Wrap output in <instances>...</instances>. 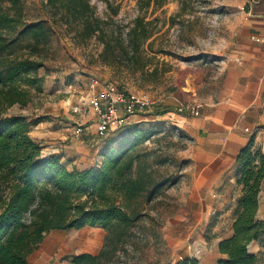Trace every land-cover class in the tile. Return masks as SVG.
I'll list each match as a JSON object with an SVG mask.
<instances>
[{"label":"rangeland","instance_id":"obj_1","mask_svg":"<svg viewBox=\"0 0 264 264\" xmlns=\"http://www.w3.org/2000/svg\"><path fill=\"white\" fill-rule=\"evenodd\" d=\"M138 1L90 0V4L95 15L106 21L107 33L114 29L122 33L125 41L134 19L144 20L148 39L139 55L145 64L143 69L140 66L128 68L111 60L105 63L100 57L103 45L98 39L74 41L64 27L49 30L46 24V38L33 55L42 63L36 71L41 77L40 88H30L26 106H11L6 113L21 114L30 120L41 119L48 127L55 126L52 137H57L49 138L51 132L44 134L41 142L44 152L60 151V154L66 150L81 155L85 159L76 162L81 168L87 165L85 160L91 144L105 143L108 138L97 135L95 115L89 109L83 115L72 111L80 96L88 92L91 78L148 97L153 104L135 119L153 128L156 134L141 146L142 160L150 167L153 181L172 175H178L180 179L175 185L164 187L151 203L145 202V195L133 203L132 207L139 211L140 217L131 228L129 243L116 252L109 264H174L185 258H195L204 264L211 257L215 260L214 241L211 242L215 236L201 233L199 228L208 218L201 205L190 197L188 179H182L188 160L187 150L195 142L160 114L168 103L172 102L175 107L188 100L181 99L178 92L182 81L177 78L186 75L184 70L204 67L213 74L223 73L229 64L239 61L243 49H253L256 42L250 36L255 30L247 15L248 0H158L143 8ZM39 3L40 0H23L20 8L22 25L43 21ZM1 4L6 11L12 12L6 0ZM22 41L21 48L14 49L20 57L29 55L27 45L31 42L28 36ZM154 67L157 71L152 73ZM78 123L82 125L83 133L76 137L74 129ZM85 134L91 137V143L84 141ZM99 159L96 154L94 163ZM228 220L225 217L222 232L228 229ZM104 238L105 230L101 227L50 230L27 257V263L72 264V255L97 254ZM248 249L258 256L259 264H264V244L253 241ZM221 258L224 255L218 260Z\"/></svg>","mask_w":264,"mask_h":264},{"label":"trees","instance_id":"obj_2","mask_svg":"<svg viewBox=\"0 0 264 264\" xmlns=\"http://www.w3.org/2000/svg\"><path fill=\"white\" fill-rule=\"evenodd\" d=\"M0 0V264H28L27 257L50 230L79 229L85 226L105 230L104 244L97 254L72 255V264H109L116 252L129 243L131 228L140 213L133 203L142 195L151 203L167 185H175L180 176L172 175L153 181L150 167L142 160L141 146L156 134L143 122H132L108 133L97 166L68 167L58 153H43V146L30 135V127L39 120L21 114L7 115L14 105L26 106L30 88H40L37 69L41 61L33 55L49 30L64 27L74 41L96 38L103 45L101 59L106 63H123L142 69L139 55L148 39L146 23L136 17L127 32L112 29L98 18L90 0H40L43 21L22 25L23 0ZM143 1V3H141ZM158 0H139L149 7ZM48 27V26H47ZM29 55L17 56L24 37ZM170 70V69H169ZM157 67L151 72L155 73ZM168 71V69L166 70ZM237 185L240 196L231 224L232 235L218 244L224 255L216 264H259L249 243L264 244V219L257 216L261 184L264 181V153L254 145V138L236 157ZM174 264H198L185 258Z\"/></svg>","mask_w":264,"mask_h":264},{"label":"crops","instance_id":"obj_3","mask_svg":"<svg viewBox=\"0 0 264 264\" xmlns=\"http://www.w3.org/2000/svg\"><path fill=\"white\" fill-rule=\"evenodd\" d=\"M248 11L250 14L247 15L255 30L250 36L256 42L253 49H243L239 61L229 64L223 73L213 74V71L204 67L184 70L186 75L177 78L182 81L178 87L181 99L204 101L203 106L197 114L190 115L179 113L177 106L174 107L171 102L160 114L195 142L187 150L188 160L182 179H188L191 187L190 197L201 205L208 218L205 225L199 228L202 229L201 233L215 236L211 239V242L214 241V251L211 250L215 260L212 261L211 257L207 262L204 261V264L217 263L218 258L223 256L219 252L218 244L231 235V224L240 196V187L236 183V157L239 150L253 137L254 145L260 146L264 153V39H255L264 38V0L252 3L247 7ZM138 121L140 119L134 120ZM54 130L55 126L48 127L47 123L40 119L31 126L29 135L41 143L45 132H51L49 138L57 137H52ZM84 141L91 143V137L86 135ZM95 144H91L87 155L83 154L88 156L85 160L87 165L81 168L97 166L101 162L100 154L105 143ZM96 154L100 159L95 164ZM60 156L67 166L78 167L77 160L85 159L66 150L62 151ZM257 216L264 219V181L261 184ZM225 217H228L229 225L228 229L222 232ZM198 264H202L201 261H198Z\"/></svg>","mask_w":264,"mask_h":264},{"label":"built area","instance_id":"obj_4","mask_svg":"<svg viewBox=\"0 0 264 264\" xmlns=\"http://www.w3.org/2000/svg\"><path fill=\"white\" fill-rule=\"evenodd\" d=\"M259 1L248 0V4L250 6ZM247 13L250 14L249 11ZM255 39L262 41L264 38L256 37ZM151 104L153 103L146 96L131 93L113 83L94 77L89 82L88 92L80 96L78 102L72 107V111L83 115L86 109H89L95 115L94 125L97 135L105 137L108 133L134 122L135 116L144 113ZM202 106L203 103L200 102H180L177 105V111L195 115ZM82 133L83 127L78 123L74 129V135L78 137Z\"/></svg>","mask_w":264,"mask_h":264}]
</instances>
